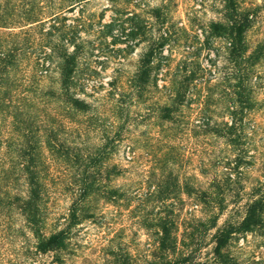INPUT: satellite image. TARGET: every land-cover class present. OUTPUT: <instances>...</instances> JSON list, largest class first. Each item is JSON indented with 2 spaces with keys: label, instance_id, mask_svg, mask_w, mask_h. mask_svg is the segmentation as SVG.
Returning <instances> with one entry per match:
<instances>
[{
  "label": "rangeland",
  "instance_id": "rangeland-1",
  "mask_svg": "<svg viewBox=\"0 0 264 264\" xmlns=\"http://www.w3.org/2000/svg\"><path fill=\"white\" fill-rule=\"evenodd\" d=\"M3 8L11 18L1 45L26 32L23 50L62 39L76 48L74 89L90 107L59 116L56 128L89 152L117 140L104 179L120 196L88 203L92 214L64 249L30 255L29 235L4 238L0 264H264V232L214 252L217 230L264 197V0H0ZM235 23L246 28L237 50ZM28 64L17 59L19 82ZM49 68L45 86L56 81ZM155 190L167 198L148 196ZM215 200L224 209L209 228ZM69 203L63 192L50 202L58 223ZM161 222L176 241L171 254L155 244Z\"/></svg>",
  "mask_w": 264,
  "mask_h": 264
},
{
  "label": "trees",
  "instance_id": "trees-1",
  "mask_svg": "<svg viewBox=\"0 0 264 264\" xmlns=\"http://www.w3.org/2000/svg\"><path fill=\"white\" fill-rule=\"evenodd\" d=\"M71 1L78 3L82 0ZM33 8L22 14L30 16ZM4 9L0 10V27L11 18ZM245 29L240 23L234 24L233 50H237L236 44L240 43ZM25 34H12L13 45L9 47L1 45L0 40V242L4 238L29 235L33 251L28 254L35 255L64 249L72 227L89 217L85 214H92L88 203L120 196L116 188L107 190L104 179L106 148L118 143L106 138L104 143L89 152L60 137L55 119L62 115L68 119L84 115L90 107L74 89L77 50L74 47L69 51V42L63 39L60 43H37L36 49L28 46L23 50L22 45L18 46L20 41L17 38ZM21 56L29 62L31 71L27 70L19 82L16 71L17 59ZM52 64L57 71L56 81L45 86L44 80L52 78L49 68ZM145 78V74L139 76L140 81ZM235 124L231 118L227 129H234ZM57 192H63L71 201L66 212L59 217L64 223H58L49 209ZM137 192L127 191L130 195ZM152 194L163 200L168 193L155 190L148 196ZM205 195V191L201 193V196ZM201 203L207 205L208 202L202 200ZM209 204L217 210L208 219V227L213 228L224 204L222 200ZM170 228L165 222L159 223L155 239L157 249L167 254H171L176 245L170 236ZM263 232L264 197H252L238 223H227L217 230L214 252L220 255L234 236Z\"/></svg>",
  "mask_w": 264,
  "mask_h": 264
}]
</instances>
